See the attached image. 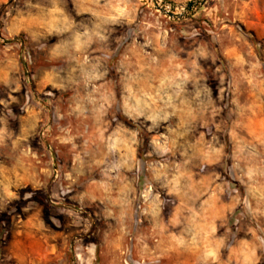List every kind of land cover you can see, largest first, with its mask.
<instances>
[{"label":"clouds","instance_id":"1","mask_svg":"<svg viewBox=\"0 0 264 264\" xmlns=\"http://www.w3.org/2000/svg\"><path fill=\"white\" fill-rule=\"evenodd\" d=\"M0 264H264V0H0Z\"/></svg>","mask_w":264,"mask_h":264}]
</instances>
